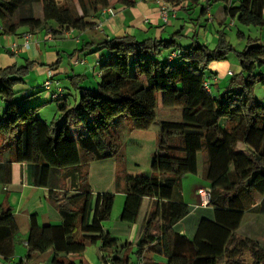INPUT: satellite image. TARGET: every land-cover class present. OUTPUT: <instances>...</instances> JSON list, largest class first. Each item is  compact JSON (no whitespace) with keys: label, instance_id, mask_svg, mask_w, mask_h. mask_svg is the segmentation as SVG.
I'll return each mask as SVG.
<instances>
[{"label":"trees","instance_id":"obj_1","mask_svg":"<svg viewBox=\"0 0 264 264\" xmlns=\"http://www.w3.org/2000/svg\"><path fill=\"white\" fill-rule=\"evenodd\" d=\"M170 2L172 7L185 4L187 13L202 6L203 17L211 4L223 3L215 48L201 43L197 34L183 47L184 26L168 39L140 41L126 35L106 40L96 50L107 52L99 63L97 88L79 87L80 101L73 107L63 95L57 98L61 120L41 119L42 106L31 104L29 92L16 100L15 88L25 83L33 62L0 69V97L5 103L0 114V184L12 182L14 163L28 165L32 184L49 191L62 219L59 225L41 227L37 217H31L27 262L52 250L53 264H72L68 256L83 255L89 246L100 244L105 264L127 263L110 256L119 242L103 227L116 197L104 193L95 198L88 165L115 157L103 131L107 121L129 116L136 130H149L157 121L160 93L163 106L182 108V121L160 123L151 176H127L124 185L118 184L119 192L134 199L128 203L136 208L127 211L135 219L143 200L151 201L135 255L145 264H264V234H237L248 213L264 216V102L254 95L257 85L264 87V43L248 37L244 50L237 51L225 32L228 20L264 29V0ZM111 5L112 0H0V24L7 35L21 30L85 32L95 25L91 19ZM233 53L241 73L231 76L215 96L211 83V91L205 86L210 66ZM200 153L205 156L203 178L211 189L209 207L215 219H203L190 239L174 226L190 213L182 199V182L187 175L199 174ZM18 235L12 208L1 206L0 255L7 263Z\"/></svg>","mask_w":264,"mask_h":264},{"label":"crops","instance_id":"obj_2","mask_svg":"<svg viewBox=\"0 0 264 264\" xmlns=\"http://www.w3.org/2000/svg\"><path fill=\"white\" fill-rule=\"evenodd\" d=\"M134 3V6H125L120 4L118 0H112L111 8L114 10L115 15L111 16L107 13H99L91 19V22L95 24L93 28L85 32H78L73 29H64L63 32H59L57 29L52 32L51 30L43 31L38 34H33V41L28 47L25 46V35L30 33L27 30H21L13 35L4 34L3 31L0 30V69L14 65H24L27 61L33 62L35 64V72L38 76L42 77L40 78L41 84L35 87L38 90L46 91V101H55L51 97V92L44 88V83L48 79H52L54 82L52 92L61 91L62 95L65 97L66 103L73 107L78 104V98H75L74 103L76 104L72 105L70 95L66 93L67 86L64 85V81L61 78L58 79L56 77L59 75L67 76L66 78L69 79L71 84L77 89L79 87H87L86 84L90 85L91 89H94L97 82L93 84L94 80L92 78V73L98 74V78L100 79L99 63L102 61V56L100 57V55L105 53L96 52V50L98 46L106 40L115 37H124L126 35H133L140 41L150 38L168 39L173 33L184 26L185 29L189 28V31L186 35L187 37L180 41L183 47H188L191 44V33L197 34L200 42L208 46L217 42V37H215L209 26L210 23L221 21L223 18L222 10L219 18L214 17L211 13H207L204 17L211 18L212 16L213 20H208L209 24L207 26L203 24V21L198 22L200 25V30H198L196 24L194 25L193 22H189L185 19L183 10L186 7L185 4L179 7H173L174 12L171 22L165 25L160 10L153 0H134ZM67 31H73L72 36H67ZM216 33L215 31V34ZM258 39L264 42V29H261L260 38ZM66 46L73 49L72 54H69L70 56L68 55L71 62L69 69L71 68V70H67L63 67V60L67 53ZM91 55H97V58H88ZM79 63L82 64L74 65ZM73 66L78 67L74 69ZM78 68H80V70H78ZM209 70L210 72H208L207 80L211 83L213 93V86H216L217 91H221L223 84L231 77L229 75V73L232 72L229 61L214 63L210 66ZM95 81H98V79ZM25 83L27 82L25 81ZM226 86L227 84L223 89H225ZM27 92L28 91H25V93ZM22 96H25V94ZM32 101H36L35 103L37 106L46 104L39 100V98H35ZM44 121L49 123L47 120ZM118 122H120V119L107 121L103 125V131L108 139L111 138L112 127ZM188 176L190 175H187L182 182V199L189 207L190 213L186 218L174 226V231L193 239L197 233L200 222L203 219L214 220L215 211L209 206L201 207L200 204L198 190L203 187H208L207 182L197 177L198 174L195 180L189 179L190 177L188 178ZM185 180H190L188 181L190 183L186 185L187 181L185 182ZM122 196L125 198L124 201L126 203L130 202V200H134L128 195H121V198H123ZM145 204H147V211L151 201L144 199L141 210ZM1 206L12 208L19 235L14 241V255L9 260L10 262L7 263L0 255V264H18L20 262H25L27 264H53L54 253L52 250L44 254L34 255L29 262L26 260L31 217L36 216L38 224L41 227L59 225L62 222L57 208L49 200V191L32 184V176L28 165L20 163L13 164L12 182L8 185L0 184V209ZM262 216L263 215L260 214L248 213L246 215V218H248L247 222H243L237 234L240 236L252 237L254 234L258 236L263 235L264 220L261 219ZM138 219H135L133 213L124 210L120 213L119 221L123 222L121 223V229L117 228V230L113 231L111 226L107 228L103 225L104 230L110 233L119 242V249L115 251L116 254L111 251L110 256L116 255L118 258L126 260V264L139 263L138 256L135 255V260H132L129 256L130 252H133L135 249L137 251V242L140 238V225L138 226L137 224ZM124 223L132 225V227H128L129 232L127 233L124 232V228H126ZM95 246H99L100 250V244ZM99 257L101 259V264H105L102 260L101 250ZM154 259L158 262H165L161 257H154ZM66 260L68 263L72 264H99L92 258L86 260L83 255H71L68 256ZM108 264L112 263L108 262Z\"/></svg>","mask_w":264,"mask_h":264},{"label":"rangeland","instance_id":"obj_3","mask_svg":"<svg viewBox=\"0 0 264 264\" xmlns=\"http://www.w3.org/2000/svg\"><path fill=\"white\" fill-rule=\"evenodd\" d=\"M223 3H215L211 4L209 7L208 13H211L216 18H219V15L221 14V10L223 8ZM185 13V19L190 22H193L194 25L196 24V28L200 30V25L198 22L203 21V24L207 26L209 24L208 18L202 16V6H196L193 11L190 13ZM233 20H228V27L225 28V32L227 34V40L229 43L237 50V51H243L244 48L247 45V38L252 37L254 39L260 38L261 29L255 28V27H246L240 25L238 22L234 20V23H232ZM233 24V26L231 25ZM210 29H212V32L214 33L215 37H217V33L215 34V31L220 30V26L218 25L217 21L210 23ZM224 28V27H223ZM189 28L185 29L183 32L186 35L188 34ZM197 32V31H196ZM194 35V33L190 34V38ZM200 41V40H199ZM264 43V42H263ZM192 44V40H191ZM217 42H214V44L210 45L211 48H215ZM67 53L63 60V67L67 70L70 66V55L73 52V49H71L69 46H66ZM107 52L100 55H106ZM69 55V56H68ZM88 58L96 59L97 55H91ZM231 71L233 74L238 75L241 73V67L239 64V61L235 54H231L228 58ZM23 64V62L21 61ZM222 63V62H221ZM74 64V65H81ZM84 64V63H83ZM75 67L78 66H73ZM80 70V68H78ZM210 72V70H209ZM92 78L94 80L93 84H96L95 88H97L98 81L100 82V79L98 78V74L92 73ZM67 76L59 75L56 78H61L64 81V85L67 86V91L70 95V101L72 105H75L74 103L75 98H78L77 103L80 101V91L75 88L69 79L66 78ZM41 76H38V74L33 70L30 75L26 78L25 84L18 85L15 88L16 92V100L21 101L25 94V91H28L31 95L29 98V101H31L32 105H36V101H32L35 98H39V100L43 101V103H46L45 105H42L41 111L39 113V117L43 120H47L49 123L53 122L54 120H61V115L59 112L60 104L59 101H46V91L38 90L35 86L41 84ZM231 77L228 78V80L223 84L221 87V91H217L216 86H213L214 88V94L215 96H218L221 92H223L224 86L228 83ZM98 81H95L97 80ZM81 86V85H80ZM87 87L84 88H91L90 85L86 84ZM34 87V89H33ZM83 88V87H82ZM254 95L261 101L264 102V87L262 85H257L254 90ZM42 103V102H41ZM5 107V103L2 102V98L0 97V114L3 112ZM156 116L157 121L156 123L147 131H139L136 130L134 127V124L129 118L123 117L120 119V122L115 124L114 127H112V135L109 139V142L112 144L113 149L115 151V157L101 160V161H91L88 165V174H89V184L91 186V190L93 194L95 195V198L98 194H114L115 204L113 207L112 216L109 221L105 222L104 225L108 228V226H111L114 230H117V228H122L123 222H120V213H122L124 210L136 208L131 203H126L124 200L125 198H121V195H124L123 193L119 192L118 184L124 185L125 178L127 176H151L153 174V162L154 157L157 153V146H158V134L160 132V123L163 121H173V122H180L182 121V108L181 107H165L162 103V95L160 93L157 94V108H156ZM46 118V119H45ZM205 156L204 153H200L198 156V164H199V174L197 177L203 179L204 174V167H205ZM190 177V178H189ZM189 179H197L196 175H190L188 176ZM187 178V179H188ZM187 181V182H186ZM190 180H185L186 185H188V182ZM203 184V183H202ZM133 206V207H132ZM202 207V206H201ZM147 204H145L141 210L139 219H138V226L142 224L145 213H146ZM197 210V209H196ZM247 219H245V223L247 222ZM264 220V216L262 218ZM126 225V228H124V232H129L128 227H132L131 224L124 223ZM258 225V224H257ZM261 239L264 240V235L261 237ZM135 253L136 249L133 252L129 253V256L132 260H135ZM100 250L99 246H89L86 250V252L83 254L85 256V259L92 258L94 261L96 260L97 263L101 264V259L99 257Z\"/></svg>","mask_w":264,"mask_h":264},{"label":"built area","instance_id":"obj_4","mask_svg":"<svg viewBox=\"0 0 264 264\" xmlns=\"http://www.w3.org/2000/svg\"><path fill=\"white\" fill-rule=\"evenodd\" d=\"M154 3L157 5V7L160 10L161 13V17L162 20L164 22L165 25L170 24L171 19L173 17V12H174V8L171 5L170 0H153ZM103 13H107L111 16L115 15V12L112 8H108L102 11ZM0 30H2V25L0 24ZM73 31H67L66 35L67 36H72ZM33 34L31 33H27L25 35V39H26V44L25 46L28 47L30 45V43L33 41ZM16 49V47H15ZM230 76H233L234 74L232 72L229 73ZM53 80L52 79H48L45 83H44V88L51 92V97L53 100H56L59 97H62V93L61 91L58 92H52V86H53ZM206 89L208 91H211V87H210V82L208 81L206 83ZM198 195L200 197V204L202 207H208L209 203H210V198H211V189L209 187H203L201 189L198 190ZM138 264H145L144 260L139 261Z\"/></svg>","mask_w":264,"mask_h":264}]
</instances>
